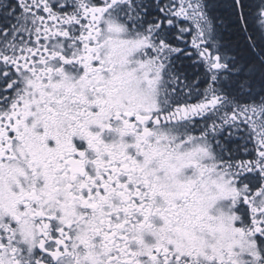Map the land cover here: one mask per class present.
<instances>
[{
  "label": "snow or ice",
  "instance_id": "snow-or-ice-1",
  "mask_svg": "<svg viewBox=\"0 0 264 264\" xmlns=\"http://www.w3.org/2000/svg\"><path fill=\"white\" fill-rule=\"evenodd\" d=\"M0 264H264V0H0Z\"/></svg>",
  "mask_w": 264,
  "mask_h": 264
}]
</instances>
